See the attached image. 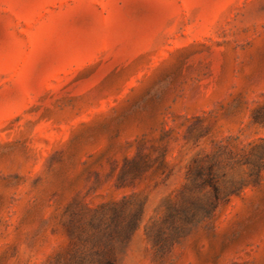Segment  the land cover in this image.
Listing matches in <instances>:
<instances>
[{
    "label": "rangeland",
    "instance_id": "rangeland-1",
    "mask_svg": "<svg viewBox=\"0 0 264 264\" xmlns=\"http://www.w3.org/2000/svg\"><path fill=\"white\" fill-rule=\"evenodd\" d=\"M255 110L264 0H0V264H264V172L207 223L167 220L194 157L263 142ZM164 130L172 173L136 188L129 237L100 206Z\"/></svg>",
    "mask_w": 264,
    "mask_h": 264
},
{
    "label": "trees",
    "instance_id": "trees-1",
    "mask_svg": "<svg viewBox=\"0 0 264 264\" xmlns=\"http://www.w3.org/2000/svg\"><path fill=\"white\" fill-rule=\"evenodd\" d=\"M253 122L264 124V115L255 110ZM164 130L157 139L158 145L148 146L146 137L136 140V150L133 155L125 156L121 165H117L115 186L118 189L131 188L130 195L121 200H112L101 204L102 211L114 213L115 223L122 225L126 235L133 236L140 228L144 219L145 206H136L139 192L136 188L150 176L172 173L168 140ZM262 143L250 144L242 152L227 144L218 145V148L209 153L198 154L190 163L185 183L175 191V197L170 201L167 220L171 224V237L180 233V224L192 223L196 225L208 222L216 215L221 205L227 203L232 195L239 194L249 185L259 184L264 172V139ZM241 165L249 168L248 177L238 183L227 186L228 167L234 169ZM136 204V205H135ZM122 221L124 223H122ZM92 223H95L92 220ZM103 223V219L100 221Z\"/></svg>",
    "mask_w": 264,
    "mask_h": 264
}]
</instances>
